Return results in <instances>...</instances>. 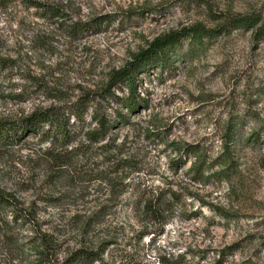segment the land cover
Masks as SVG:
<instances>
[{"label":"rangeland","instance_id":"1","mask_svg":"<svg viewBox=\"0 0 264 264\" xmlns=\"http://www.w3.org/2000/svg\"><path fill=\"white\" fill-rule=\"evenodd\" d=\"M38 1L0 0V122L69 135L0 140V264H264V0ZM184 29L129 109L112 74Z\"/></svg>","mask_w":264,"mask_h":264},{"label":"trees","instance_id":"2","mask_svg":"<svg viewBox=\"0 0 264 264\" xmlns=\"http://www.w3.org/2000/svg\"><path fill=\"white\" fill-rule=\"evenodd\" d=\"M7 1V0H6ZM28 6H40L41 2L38 0H23ZM234 25L238 27H255L260 22L262 24L258 27L260 33H264V17L261 16H242L237 15L231 21ZM188 29H184L179 32H171L163 37H158L154 39L150 45L138 52L133 56V58L128 61L122 68L116 70L111 78L110 83H122L128 86L131 94L127 99L122 100L125 105L129 109L135 110L137 105L141 103V98L139 94H136L137 88V80L140 73L147 71V69L156 67H166L171 62H173L172 55L176 51L177 45L179 44L182 35H185L184 32ZM194 33L192 35H188L195 43L201 44L203 42L202 34H208L215 32L214 30L206 29V28H193ZM178 57L175 56L174 61ZM8 60L0 57V67H3ZM77 117L80 118L82 116L81 109H78L76 112ZM119 113V112H118ZM120 119H126L123 114L119 113ZM64 117L60 114H50L48 111H35L32 114L22 118L18 123L17 121L11 122H0V140L5 141L6 138L12 137V140H19L22 137H26L29 134L39 132L43 124L48 123L53 126L54 134L61 136H68V129H66V122ZM100 121V130L105 132L109 127V122L106 117L101 116L99 118ZM44 135L49 133L48 130L42 132ZM203 164V163H202ZM200 168L202 165L199 166ZM17 202L16 198L4 190H0V209H7L8 207L14 206L15 214H13V218L17 220L18 218H26L23 214L17 215ZM13 213V212H12ZM79 254V255H78ZM77 255H75V260L78 261L81 259H91L93 258V252L89 250H81Z\"/></svg>","mask_w":264,"mask_h":264}]
</instances>
